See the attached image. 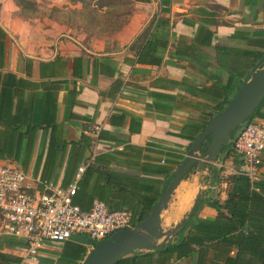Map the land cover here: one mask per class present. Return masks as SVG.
<instances>
[{
  "label": "crops",
  "instance_id": "obj_1",
  "mask_svg": "<svg viewBox=\"0 0 264 264\" xmlns=\"http://www.w3.org/2000/svg\"><path fill=\"white\" fill-rule=\"evenodd\" d=\"M125 2L130 7L126 19L111 33L98 35L50 19L42 27L24 24L14 16L12 0H0V167L13 164L65 188L89 157L98 173L81 183L76 205L99 201L131 213L145 193L159 191L160 196L166 170L184 160L190 145L181 134L205 127L229 95L220 89L228 74L217 55L256 49L248 40L264 39V0ZM149 39L151 47L145 49ZM144 51L159 63L149 55L146 62H137ZM7 72L22 86L2 87ZM94 125L100 126L95 144H73ZM6 134H20L10 149L3 144ZM54 139L66 145L55 146L50 157ZM238 168L222 154L202 175L193 168L161 211L162 226L186 221L194 201L197 218L213 219L216 211L206 202L223 201L226 184L211 179ZM8 242L0 237V253L19 261L23 247ZM91 247L87 237L74 234L61 245L46 243L34 264H78L81 259L69 261ZM196 263V255L171 262Z\"/></svg>",
  "mask_w": 264,
  "mask_h": 264
},
{
  "label": "trees",
  "instance_id": "obj_2",
  "mask_svg": "<svg viewBox=\"0 0 264 264\" xmlns=\"http://www.w3.org/2000/svg\"><path fill=\"white\" fill-rule=\"evenodd\" d=\"M134 1L145 2L147 0ZM209 41L208 39L206 43L208 44ZM248 46L256 49H247L240 53H237V50L233 49L228 50L229 52L226 51L217 55H222L220 59L222 60L221 65L223 66L220 67H223L228 74L226 84L221 86L220 89L224 93L229 91V95L217 106L215 114L224 108L243 78L247 76L256 61L264 54V39L251 38L248 40ZM150 47L151 40L149 39L145 43L144 48L148 49ZM147 55L151 58L153 57L151 62L159 63L157 58L145 51L137 55L136 61L139 63L146 62L145 58ZM226 58L229 59V63ZM196 61L201 62L199 59ZM225 61H227V63H225ZM2 77L6 79L5 84H1L2 87H11L16 83L20 84L19 87L22 86V80L16 78L13 73L7 72L2 74ZM215 79L216 82H221L220 75L215 74ZM263 115L264 100L254 111L253 115L245 122L243 127L250 120L261 118ZM241 127L242 126L237 128L231 134L233 140ZM203 129L204 126L197 127L193 134H181V136L187 139L189 145H191ZM86 131L87 130H85V134L81 136L80 140L73 142V144H81L84 147L90 148L99 140L100 132H98L97 136L91 138L86 134ZM29 135L30 134H28V136ZM19 136L20 134H6L2 136V139H4V147L9 146V149L13 147L12 139L14 137L17 139ZM9 138L11 140H9ZM209 139L210 137L206 138V143ZM60 144L55 141V139L51 141L49 145L50 157L56 153L55 146L57 148L58 146L62 147L66 145V143L63 142ZM222 155L224 159H231L236 166H240L241 156L235 152L233 144L226 146ZM88 161L89 157L85 162L86 168L76 183V192L73 197L74 204H77L76 197L79 193L78 190L81 187V183L94 172L98 173L93 160ZM262 161L264 162V156ZM179 163V161L172 162L171 167L165 172L166 177L170 175L171 171L174 167H177ZM99 173L102 174L101 172ZM41 179L44 181L47 180L43 177ZM221 181L226 184L225 199L220 201L215 197L206 202L209 207L216 211V216L213 219H199L196 217L195 213L183 223L179 237L175 241L166 243L162 248L156 251L140 252L139 254L121 258L115 264H139L135 262L138 257H146L148 259L146 264H171L173 260H181L194 255L197 256L196 264H264V173L261 172L259 179L255 182H250L247 177L237 172L224 178L216 177L214 180L213 178L211 179V182L216 184ZM158 197L159 191L155 193H145V195L139 198L138 210L134 208L131 209L132 227L149 215ZM92 202L93 201H90L86 206L79 205V207L88 210ZM106 208L111 211L116 210L108 208L107 206ZM5 238L9 241L8 243L16 241V246H25V243L20 240H13L11 237ZM80 253L81 254L78 253V256H76L74 260H70L69 262L82 259L85 251L81 250ZM16 261H18L17 258L0 253V264H14ZM63 261H65V259H63Z\"/></svg>",
  "mask_w": 264,
  "mask_h": 264
},
{
  "label": "built area",
  "instance_id": "obj_3",
  "mask_svg": "<svg viewBox=\"0 0 264 264\" xmlns=\"http://www.w3.org/2000/svg\"><path fill=\"white\" fill-rule=\"evenodd\" d=\"M99 130L100 126L94 125L86 133L95 137ZM233 148L241 156L237 173L250 182L257 181L263 166L264 115L250 120L239 131ZM85 168L78 167L74 181L63 188L31 177L13 164L0 167V237L25 243L15 264H34L46 243L61 245L74 234L96 242L117 230L132 228L128 211L108 210L99 201H93L88 210L73 203L77 180Z\"/></svg>",
  "mask_w": 264,
  "mask_h": 264
},
{
  "label": "water",
  "instance_id": "obj_4",
  "mask_svg": "<svg viewBox=\"0 0 264 264\" xmlns=\"http://www.w3.org/2000/svg\"><path fill=\"white\" fill-rule=\"evenodd\" d=\"M263 100L264 54L256 61L224 108L209 119L203 131L192 142L184 160L165 180L149 215L132 228L117 230L108 238L94 242L78 264H115L136 252L159 250L177 236L185 220L163 227L160 218L173 191L193 168L194 172L202 175L214 165L224 148L233 144L231 134L240 126L243 128ZM207 137L210 139L206 143ZM196 208L197 201H194L188 217L194 215Z\"/></svg>",
  "mask_w": 264,
  "mask_h": 264
},
{
  "label": "rangeland",
  "instance_id": "obj_5",
  "mask_svg": "<svg viewBox=\"0 0 264 264\" xmlns=\"http://www.w3.org/2000/svg\"><path fill=\"white\" fill-rule=\"evenodd\" d=\"M12 2L16 7L14 16L19 22H26L24 24H38L42 27L46 26L45 21L50 19L60 24L64 23L72 29L81 28L98 35L111 33L126 19L130 11L125 0H12Z\"/></svg>",
  "mask_w": 264,
  "mask_h": 264
}]
</instances>
